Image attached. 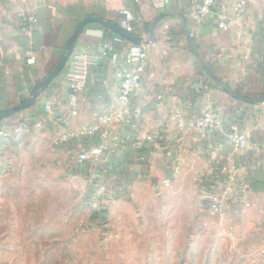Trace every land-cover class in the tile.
Returning a JSON list of instances; mask_svg holds the SVG:
<instances>
[{
  "label": "crops",
  "instance_id": "obj_1",
  "mask_svg": "<svg viewBox=\"0 0 264 264\" xmlns=\"http://www.w3.org/2000/svg\"><path fill=\"white\" fill-rule=\"evenodd\" d=\"M199 1L0 0V113L32 96L57 66L86 16L117 23L128 15L135 26L131 33L145 38L149 32L144 26L162 18L153 40L144 46L148 68L143 86L131 98L129 123L113 124L107 137L80 134L82 124L94 123L95 107H110L119 93L126 65L121 59L114 62L108 53L91 69L86 88L78 95L76 115L65 68L35 106L0 121V131L23 124L27 128L20 134L28 127H44L58 160L55 168L84 175L81 186L90 210L92 183L100 178L111 183V194L92 213L94 217H147L145 206H153L156 217H184L185 224H196L199 244L213 225L210 222L217 221L218 243L228 239L231 252H244L253 256L254 264H264V101L250 103L225 91L209 77L192 47L232 91L249 100L264 99V0H252L245 21L228 28L220 16H230L237 0H217L211 16L196 20L192 10ZM114 38L91 23L74 51L88 46L102 53ZM132 45L126 41L118 49L123 52ZM208 101L219 110L223 125L201 133L191 124ZM49 102L51 114L45 109ZM177 114L188 123L185 129L179 128ZM64 121L72 133L67 141L58 133ZM153 131L160 138L148 141ZM240 131L247 133L250 144L235 156L231 141ZM95 150L102 152L98 162L92 158L82 167L76 165V153ZM229 164L235 165L238 186L234 201L217 216L210 211V196L222 185V170Z\"/></svg>",
  "mask_w": 264,
  "mask_h": 264
},
{
  "label": "rangeland",
  "instance_id": "obj_2",
  "mask_svg": "<svg viewBox=\"0 0 264 264\" xmlns=\"http://www.w3.org/2000/svg\"><path fill=\"white\" fill-rule=\"evenodd\" d=\"M28 128L0 137V264H254L218 243L217 221L199 244L196 224L156 217L153 206L147 217H94L84 175L55 168L45 128Z\"/></svg>",
  "mask_w": 264,
  "mask_h": 264
},
{
  "label": "built area",
  "instance_id": "obj_3",
  "mask_svg": "<svg viewBox=\"0 0 264 264\" xmlns=\"http://www.w3.org/2000/svg\"><path fill=\"white\" fill-rule=\"evenodd\" d=\"M217 0H200L192 10V16L196 20H203L212 15L213 9ZM252 0H237L232 8L231 15L223 14L220 20L226 28L232 24H242L249 12ZM33 24H37L36 19H32ZM128 32H132V18L126 16L121 22ZM126 40L121 37L114 38L108 45L106 51L99 53L93 48L85 46L79 51H74L66 66V80L72 89L70 106L73 109L72 115H76L78 95L86 88L87 81L91 69L97 66L108 53L112 54L114 62L121 59L126 68L120 75L119 93L110 107L106 105H97L94 110V123L82 124L80 126V134L90 138H94L98 133L104 137L109 135V127L115 123H129L132 119V111L130 107L131 98L143 86L144 78L148 68V55L144 47L130 46L123 52L119 51L118 47L123 46ZM48 113H52V104L49 102L45 105ZM176 118L179 122V128L185 129L188 123L182 119L181 114H177ZM223 125V120L219 110H217L211 101L202 111L201 116L196 119L191 126L195 127L201 133L219 129ZM68 121L59 127L58 133L62 141H67L72 137V133L68 129ZM27 128V125H21L15 130L4 127L0 131V137H8L9 134H20ZM159 133L153 131L147 136L148 141L159 139ZM250 141L247 133L240 131L232 136L231 147L234 155H241L249 147ZM101 151L79 152L76 153L75 163L78 167H82L92 158L98 162ZM234 164H229L223 167L224 179L222 185L214 191L210 196L209 208L210 211L217 216L223 215L227 207L234 201L235 191L238 186V176ZM201 180V179H200ZM202 181V180H201ZM112 184L108 181L96 180L91 185V196L89 207L93 210L101 208L103 200L111 194Z\"/></svg>",
  "mask_w": 264,
  "mask_h": 264
},
{
  "label": "water",
  "instance_id": "obj_4",
  "mask_svg": "<svg viewBox=\"0 0 264 264\" xmlns=\"http://www.w3.org/2000/svg\"><path fill=\"white\" fill-rule=\"evenodd\" d=\"M124 18L125 17L122 16V18L117 23L107 21V20L100 18V17H97V16H86L85 18H83L78 23L72 37L70 38V41H69L66 49H65V51H64V53H63V55L59 61V63L53 69V71L40 83V85L33 92L32 96L26 102L19 104V105H16L8 111L0 113V121L7 119V118H10L16 114H19V113L23 112L24 110H27V109H29V108H31L37 104L41 95L47 90V88L54 81V79L57 78L65 70V68L69 62V59L75 50V46H76L80 36L82 35V33H83V31L87 25H89L91 23H97L100 26H102L103 28L114 32L119 37L124 38L126 41L134 44L135 46L144 47L145 45L150 44L151 41L153 40V38L155 36V32H156L158 25L162 19L161 17H158L151 24L150 29H149V36L147 38H145V37H139V36L133 35L132 33L128 32L124 28V26L121 24V22L124 21ZM192 47H193L195 53L197 54L198 58L200 59V62L202 63V65H203L205 71L207 72V74L209 75V77H211L225 91H227L228 93H230L231 95H233L234 97H236L238 99H241V100H244V101H247L250 103L259 104V103H262L264 101V99L249 100V99H246V98L240 96L239 94L235 93L234 91H232L226 83H224L221 79H219L207 67V65L204 63V61L199 56L198 51L193 44H192Z\"/></svg>",
  "mask_w": 264,
  "mask_h": 264
},
{
  "label": "trees",
  "instance_id": "obj_5",
  "mask_svg": "<svg viewBox=\"0 0 264 264\" xmlns=\"http://www.w3.org/2000/svg\"><path fill=\"white\" fill-rule=\"evenodd\" d=\"M150 26L151 25H146V26H144V31L146 32V33H148L149 32V29H150ZM132 27H134L135 28V26H133V24H132ZM107 32H109V33H111V34H113V35H115L116 37H119L118 35H116V34H114L112 31H110V30H108V29H105Z\"/></svg>",
  "mask_w": 264,
  "mask_h": 264
}]
</instances>
